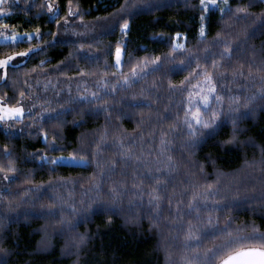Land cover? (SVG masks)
Wrapping results in <instances>:
<instances>
[{
    "label": "trees",
    "instance_id": "trees-1",
    "mask_svg": "<svg viewBox=\"0 0 264 264\" xmlns=\"http://www.w3.org/2000/svg\"><path fill=\"white\" fill-rule=\"evenodd\" d=\"M1 8L8 27L0 33L32 39L0 42V59L33 51L0 69V102L25 111L0 122V264H184L193 255L184 246L188 222L211 231L213 201L228 206L211 213L217 228L230 221L264 232V0H227L223 12L202 10L200 0H13ZM226 47L231 58L221 59ZM192 57L223 96L214 133L190 136L184 123L189 70L179 69ZM60 157L84 165L52 163ZM153 188L159 219L148 203ZM194 190L215 193L199 223L188 215ZM200 243L201 254L213 247L210 238Z\"/></svg>",
    "mask_w": 264,
    "mask_h": 264
},
{
    "label": "snow or ice",
    "instance_id": "snow-or-ice-1",
    "mask_svg": "<svg viewBox=\"0 0 264 264\" xmlns=\"http://www.w3.org/2000/svg\"><path fill=\"white\" fill-rule=\"evenodd\" d=\"M227 3V0H224ZM5 0H0V5L4 4ZM202 10L208 11L211 8L218 7L217 0H200ZM51 8V5H49ZM221 12L224 9H220ZM238 11H240L238 9ZM4 9L0 8V13H3ZM71 13V8L69 9ZM204 17L201 16V20ZM4 28H7L8 25H4ZM128 25L125 22L124 28L127 29ZM25 36L29 40L32 39V35L29 33H25ZM179 35V34H178ZM200 35L203 37L205 35L204 26L200 27ZM0 36H3L5 41H13L18 42L21 37L18 35L6 36L3 33H0ZM175 49H181L184 47L183 44L176 43L173 46ZM33 49H29L28 52H19L17 55L19 56H27L29 55ZM221 59H230V50L226 47L225 52L220 54ZM11 57L7 59L0 60V68H5L8 65ZM193 63H195V69L192 67ZM121 64V49L117 47L116 49V65L119 66ZM183 68H180V71L189 70V75L185 77L184 81H181V84H187V87L184 89L188 91V100H187V109L184 113L185 119L184 123L189 129V135L194 136L196 132L200 129H210L211 133L215 132V128L218 127V119L221 115L220 105L223 101V96L217 93L216 81L212 71H209L208 68H203L200 71L196 69H201L200 60L198 58L192 57L188 59V63L184 64L181 61ZM220 67L215 60H213L211 68L216 70ZM143 71V69H141ZM235 74V73H234ZM242 74V73H241ZM138 73L133 70L132 76L136 77ZM202 77L201 81L199 78ZM195 79L196 83H192V80ZM124 82L128 83V78L124 77ZM191 89H196L197 91L193 92ZM23 95V93H21ZM95 95V94H93ZM198 97V100H193V96ZM264 96V93H262ZM234 103L236 102V97H230ZM213 102L216 104V107L213 108ZM235 110V109H233ZM0 111H3L8 116H16L22 112L20 108H2ZM2 118V117H0ZM232 122L235 124L236 120L233 118ZM210 133V134H211ZM230 142V141H229ZM165 142L162 140L161 144L163 145ZM60 159H63L61 157ZM75 159V157H73ZM171 160V157H169ZM80 162H84L83 158H81ZM52 163H56L55 160ZM0 171H4V169H0ZM7 171L11 172L14 169L9 166ZM5 180H11L13 177H9L8 175L4 176ZM157 185L161 183L159 179L156 181ZM95 187H99L98 184L94 185ZM211 186H209V189ZM153 194L149 199L148 203L152 206L153 211L156 213V218L159 219L160 216V200L161 196L159 195V189L153 188ZM215 195L214 192L210 190H206L205 192H199L194 190L192 193L191 200L187 204V208L189 209L188 215L191 216L195 213V219L199 223L201 221V211L208 210L209 205L207 203L209 197H213ZM119 193L112 190V201L116 203L118 199ZM171 204V200H169ZM179 203H183L180 201ZM228 206L225 205L223 208L220 207L218 201H213V206L209 211V215L205 223L209 226L211 231L201 232L199 228L192 224L191 221L188 222V227L185 231L184 241L185 248L193 253L191 256L183 257L184 264H264V232H261L258 228L253 226L251 230L236 228L232 229L229 226L225 228H217V221H214L212 212L223 211ZM211 239L213 242V247L205 249L203 254L199 252V248L201 246V241L203 239ZM216 239H220V243L216 244L214 241Z\"/></svg>",
    "mask_w": 264,
    "mask_h": 264
},
{
    "label": "rangeland",
    "instance_id": "rangeland-1",
    "mask_svg": "<svg viewBox=\"0 0 264 264\" xmlns=\"http://www.w3.org/2000/svg\"><path fill=\"white\" fill-rule=\"evenodd\" d=\"M10 1H13V0H5V3L4 4H2V5H0V7H3L4 5H6L7 3H9ZM217 5H218V7H215V8H211L210 7V9H214V10H216L217 12H221L220 11V9L222 8L223 9V7H224V5H225V2L223 1V0H217ZM3 20V16L1 15L0 16V21H2ZM201 25H203L204 26V30H205V24L204 23H201L200 22V25H199V29H198V33H197V35L199 36V37H201V35H200V27H201ZM2 26H0V31L2 30ZM127 31V29H123V32H126ZM4 35V34H3ZM11 35H13V34H11ZM11 35H6V36H11ZM15 35H18V36H20L21 37V39L19 40V41H24V40H29L28 38H27V36H25L24 34H15ZM175 39L178 41L179 39H183V37L181 36V35H176L175 36ZM0 42L1 43H13V41H5L4 39H3V36H0ZM176 43H178V42H176ZM175 43V44H176ZM28 56V55H27ZM27 56H24V57H22V56H20V58H17V57H15V56H13V57H11L12 59L11 60H9V62H8V65H7V67H9V66H18V65H22L23 63H24V60H25V58L27 57ZM122 57H123V50L121 49V60H122ZM4 59H7V58H4ZM0 60H3V59H0ZM114 64H115V66L116 67H118L117 65H116V52H115V60H114ZM7 67H5V68H0L2 71H4ZM5 107H7V106H5V105H3L1 102H0V109H2V108H5ZM7 108H9V107H7ZM17 108H20V109H22L21 107H17ZM24 114H25V111L22 109V112L19 114V115H16V116H8V115H6L3 111H0V117H2V118H0V122H2V121H7V120H18V119H21L23 116H24ZM89 127H91L90 125H87L86 127H84L82 130H84V129H86V128H89ZM78 133L79 132H76L74 135H72L71 136V138H70V141H71V143L74 145L75 144V141H76V136L78 135ZM200 156H202L201 154H200ZM61 158V157H60ZM60 158H58V159H56L55 161H56V164H59V165H68V166H83L84 165V162H80V161H75V160H72V159H70V158H66V157H63V159H60ZM232 161H233V158H229V162L230 163H232Z\"/></svg>",
    "mask_w": 264,
    "mask_h": 264
},
{
    "label": "flooded vegetation",
    "instance_id": "flooded-vegetation-1",
    "mask_svg": "<svg viewBox=\"0 0 264 264\" xmlns=\"http://www.w3.org/2000/svg\"><path fill=\"white\" fill-rule=\"evenodd\" d=\"M9 2V1H8ZM1 8V7H0Z\"/></svg>",
    "mask_w": 264,
    "mask_h": 264
}]
</instances>
